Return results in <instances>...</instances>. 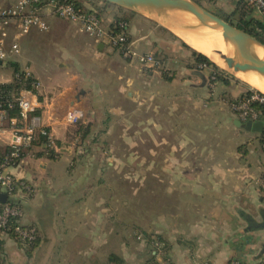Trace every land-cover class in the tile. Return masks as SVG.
Masks as SVG:
<instances>
[{"label": "crops", "instance_id": "1", "mask_svg": "<svg viewBox=\"0 0 264 264\" xmlns=\"http://www.w3.org/2000/svg\"><path fill=\"white\" fill-rule=\"evenodd\" d=\"M89 2L94 3L84 1ZM102 2L96 4L107 10L106 16L100 11L107 26L126 19L138 52L158 53L166 62L178 54L185 61L171 62L189 75L156 81V71L146 74L77 24L58 18L50 19L49 31L21 39L22 55L13 65L37 81L40 124L54 141V157L39 148L13 170L33 188L23 208L40 242L26 253L2 238L0 264H147L154 258L160 264H264L261 134L238 126L241 120L229 106L247 88L230 79L210 90L209 70H200L194 57L198 51L171 27ZM178 79L185 89L172 87ZM117 123L123 124L126 144L154 147L152 158L138 157L153 161V169L139 171L143 181L136 190L146 197L138 200L136 219L114 213L128 206L115 194L132 191L114 186L103 167L115 156L105 150L103 161L86 154L89 145H109ZM9 140L10 133L0 135L2 145ZM151 235L163 244L159 255L147 241Z\"/></svg>", "mask_w": 264, "mask_h": 264}, {"label": "built area", "instance_id": "2", "mask_svg": "<svg viewBox=\"0 0 264 264\" xmlns=\"http://www.w3.org/2000/svg\"><path fill=\"white\" fill-rule=\"evenodd\" d=\"M262 18L264 24V0H245ZM58 18L77 24L81 31L97 42H103L115 49L121 58L129 63H138L144 71H155L162 63L152 53H140L130 38V23L119 18L106 25L100 11L84 3L76 5L63 0H0V71L12 67L21 57V39L32 31L47 32L50 19ZM205 66H201L204 69ZM32 80V81H31ZM264 98L254 93L250 98L231 105L244 123L258 122L260 114L251 104ZM38 84L27 70L13 71L10 81L0 82V135L10 133L6 145L0 143V233L2 238L13 240L23 250L40 237L38 229L25 222L23 203L33 192L32 186L18 178L13 170L21 167L36 150L53 148L54 141L47 129L41 126ZM70 120L77 123L78 117ZM41 135L48 138V144H38ZM78 144V139H73ZM260 192L264 199V178L260 180ZM143 236L139 235L138 239ZM149 244L154 253L162 252L163 244L157 237H151ZM149 264H160L157 260ZM232 264H243L238 261Z\"/></svg>", "mask_w": 264, "mask_h": 264}, {"label": "rangeland", "instance_id": "3", "mask_svg": "<svg viewBox=\"0 0 264 264\" xmlns=\"http://www.w3.org/2000/svg\"><path fill=\"white\" fill-rule=\"evenodd\" d=\"M78 1L84 2V1H90V0H78ZM91 1H94V3H92V2H89V3L91 5L96 6V8L99 9V11H101L103 13V15L107 14V10H104V8H103L104 6H99L98 4H96V3L102 2V0H91ZM193 1L200 4L201 6L206 8L208 11H210L213 14L221 17L222 19H224L225 21L231 23L233 26H236V27L238 26L242 15L243 16L248 15L249 18L253 17L255 19H256L255 16H257V15L260 16L258 14V12L256 11V9H254L253 7H250V9L249 8H246V9L241 8L240 3H239L240 0H193ZM102 3H104V1ZM102 5H104V4H102ZM114 7H116L117 10L123 11V8L122 9L118 8V6H114ZM181 20L190 21L188 18H182ZM188 23H190V22H188ZM46 44H47V40L41 41V45H43V46L40 45V47L42 48V52H44V48H45ZM177 57H173L172 54L169 55L168 61L170 59L171 60L169 62H166V66H165V69H166L165 72L166 73L162 72L160 70H158V71L155 70L157 72L156 78H155L156 81L159 80V78L162 81L166 80V79H164L165 74H167L168 77H174L175 78L179 73H181L179 76L184 78L183 80H187L185 77H188L189 74L186 75L183 72L179 71L178 66H177L179 64L177 62H171L172 59L177 60L179 63L185 61V58H183L182 56H180L178 54H177ZM132 64L141 68L140 65L136 62H134ZM218 67L220 69H222L223 71H225L230 76V79L234 83H235V81L241 82L240 84H242L244 87H246V88L251 87L252 89H255L251 85H249L248 83H246L245 81L240 79L238 76H236V74L232 70H229V69H226V68L220 67V66H218ZM12 72H13V70L11 69V67L5 68L2 73L0 71V82L11 80ZM148 73H149V71H146V74H148ZM206 73H207V75H209L210 72L206 71ZM147 76L148 75H146V77ZM184 83L185 82L179 80L177 83L172 85V87H177L176 88L177 91L182 90V89H185V88H183ZM209 88H210V90L217 89L215 87V85H213L212 87H209ZM161 89H162V92H164L166 90L163 87ZM255 90L259 91L257 89H255ZM230 102H229V106L231 108ZM144 115L146 116L145 118L152 117V115L149 113H144ZM135 123H136V126L132 127V128L136 129L138 127V125H137V122H135ZM122 128H123L122 123L114 124L112 131H111L112 132L111 140H110V142H108L109 145H101V146H98V145L97 146H95V145L90 146L89 145L88 151L86 154H91V156H93V155L97 156L98 158H100L103 161L105 160V158H103V157H105L107 153L110 156L111 155L115 156L114 158L107 160V162L103 163V165H104L103 167L106 168L107 171H109L110 176L113 175V185L114 186H116V187H128L129 189H132V191L129 194H127L125 192H123V194L120 193V195L115 194V198L117 199L116 201L118 203H122V202H123V204L128 203V206L123 205V207L125 209L123 211L121 210V208H118V210H116L117 208H115L114 213L117 217L120 216L121 214L122 215L126 214L125 216L129 217L130 219H136L139 216V212H140V206L138 204L140 201L139 198L146 197V196L139 197L141 195H139L137 193V190H136L139 183H141V181H143V179L141 177L139 178V171L143 170V168L153 169V161L143 162L141 160H138L139 159L138 157L146 156V158H149V156H150L152 158L154 147L151 144L150 145H144V146H139V145H135V146L132 145L131 146V145L126 144L127 141L123 138ZM131 132H132V130H131ZM109 139H110V137H109ZM78 141H79V139H78ZM105 150L107 152L106 154H105ZM109 162L113 163V165H107V163H109ZM92 165H93V163H92ZM106 165H107V167H106ZM111 171L113 174L111 173ZM148 180H150V179H146V181H148ZM146 184H148V183H146ZM39 205H40V203L34 204L35 208H38V209H39ZM25 218H26V214H25Z\"/></svg>", "mask_w": 264, "mask_h": 264}, {"label": "water", "instance_id": "4", "mask_svg": "<svg viewBox=\"0 0 264 264\" xmlns=\"http://www.w3.org/2000/svg\"><path fill=\"white\" fill-rule=\"evenodd\" d=\"M106 3L121 7L123 9L142 14L149 18L154 16L169 18H188L196 20L199 24L212 28L214 31H221L222 37L228 41L234 50V53L243 59L246 63L244 67H236V72L248 73L253 71L264 77V59L260 58L254 46L264 48V44L256 37L240 30L221 17L208 11L193 0H102ZM244 68V69H242ZM238 126L249 132H264V122L248 121L237 122ZM6 196L1 195L0 200L5 201Z\"/></svg>", "mask_w": 264, "mask_h": 264}, {"label": "bare ground", "instance_id": "5", "mask_svg": "<svg viewBox=\"0 0 264 264\" xmlns=\"http://www.w3.org/2000/svg\"><path fill=\"white\" fill-rule=\"evenodd\" d=\"M158 23L171 27L191 47L206 55L216 65L232 70L236 76L264 94V77L256 72L248 74L236 72V67H244L245 61L234 53L232 45L225 41L221 31L199 24L196 20L185 21L169 17H152ZM190 22V23H188ZM257 55L264 59V48L254 46ZM244 69V68H242Z\"/></svg>", "mask_w": 264, "mask_h": 264}, {"label": "trees", "instance_id": "6", "mask_svg": "<svg viewBox=\"0 0 264 264\" xmlns=\"http://www.w3.org/2000/svg\"><path fill=\"white\" fill-rule=\"evenodd\" d=\"M63 1H70V2L75 3L76 5H79V6H83V4H84V2H80L78 0H63ZM104 3L108 4L106 2H104ZM239 3H240V7L243 8V9H246V8L250 9V7H252L248 3H246L245 0H240ZM119 18H121V17H119ZM119 18H117V19H119ZM237 28H239L240 30H243V31L249 33L250 35L256 37L260 42H262L264 44V24L262 22L258 21L257 19H255L253 17L249 18L248 15L247 16L246 15L245 16L242 15ZM154 56L156 57L157 60H159L162 63V67L159 68L158 70H160L162 72H165L166 71V69H165L166 60L163 58V56L159 55L158 53H155ZM194 57L196 58V62L198 64V67H199L200 70H209V72H210L209 80H210V85L211 86H213V85H215L216 83H219V82L222 83V84H225V85L229 84L230 76L225 71L220 69L208 57H206L205 55H203L201 53H198V52H194ZM13 66L15 68V71H19L20 70L17 65H13ZM201 66H205L204 69H201ZM165 77L169 81L172 80V78L168 77L167 74H165ZM254 93H256L259 96L264 98V94L263 93H261L260 91H256L255 89H252L251 87H248L246 89V91L238 99H236V100L235 99L234 100L230 99V101H231L230 104L232 105L233 103H237V102H239V101H241L243 99L250 98ZM251 107L260 114V119L264 120V104L260 103V102H253L251 104ZM233 113L238 117V115L235 112H233ZM81 131H83V133H85V134L87 133L82 128H81L80 132ZM38 144L39 145L40 144L41 145L42 144H48V138L46 136H44V135H41ZM260 144H261V146H262V148L264 150V132L261 135ZM46 152L48 153V156L50 158L54 157L52 155L53 151L51 149H49L48 147L46 148ZM263 178H264V176L261 179H263ZM151 237H152V235L151 236H147L148 239H150ZM39 242H40V237L37 238V240L34 243L29 245V247L24 249V251L26 253L31 252L39 244ZM1 244H2V237H1V233H0V245ZM154 261H156L155 258L152 259L151 261H149L147 264H149L151 262H154Z\"/></svg>", "mask_w": 264, "mask_h": 264}]
</instances>
